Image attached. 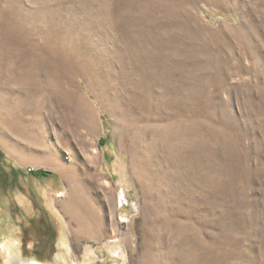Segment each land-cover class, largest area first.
I'll list each match as a JSON object with an SVG mask.
<instances>
[{
    "label": "rangeland",
    "instance_id": "1",
    "mask_svg": "<svg viewBox=\"0 0 264 264\" xmlns=\"http://www.w3.org/2000/svg\"><path fill=\"white\" fill-rule=\"evenodd\" d=\"M30 260L264 264V0H0V264Z\"/></svg>",
    "mask_w": 264,
    "mask_h": 264
},
{
    "label": "bare ground",
    "instance_id": "2",
    "mask_svg": "<svg viewBox=\"0 0 264 264\" xmlns=\"http://www.w3.org/2000/svg\"><path fill=\"white\" fill-rule=\"evenodd\" d=\"M68 206H69L68 208H64V209L72 217V219H74L78 223L82 222L83 220L85 221V219L87 218L88 212L86 213V211H84L79 201H77L76 199L75 200L71 199ZM79 214H83V215L80 216ZM18 264H36V263L33 260H30V261L21 262Z\"/></svg>",
    "mask_w": 264,
    "mask_h": 264
},
{
    "label": "flooded vegetation",
    "instance_id": "3",
    "mask_svg": "<svg viewBox=\"0 0 264 264\" xmlns=\"http://www.w3.org/2000/svg\"><path fill=\"white\" fill-rule=\"evenodd\" d=\"M43 223V222H42ZM41 227H37V229H35V233L36 234H39L40 232H41V229H40ZM48 229H49V231L47 232L49 235L50 234H52L51 233V231H52V227H51V225H48Z\"/></svg>",
    "mask_w": 264,
    "mask_h": 264
},
{
    "label": "trees",
    "instance_id": "4",
    "mask_svg": "<svg viewBox=\"0 0 264 264\" xmlns=\"http://www.w3.org/2000/svg\"><path fill=\"white\" fill-rule=\"evenodd\" d=\"M33 174H36V175H39V176H49V174H47V172H45V171H38L37 173L36 172H34Z\"/></svg>",
    "mask_w": 264,
    "mask_h": 264
},
{
    "label": "water",
    "instance_id": "5",
    "mask_svg": "<svg viewBox=\"0 0 264 264\" xmlns=\"http://www.w3.org/2000/svg\"><path fill=\"white\" fill-rule=\"evenodd\" d=\"M35 262V261H34ZM36 264H41V263H38V262H35Z\"/></svg>",
    "mask_w": 264,
    "mask_h": 264
}]
</instances>
